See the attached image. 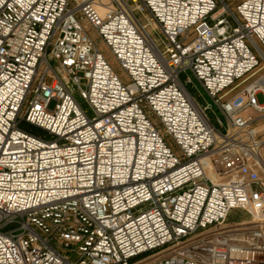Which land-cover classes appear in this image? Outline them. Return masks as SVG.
I'll return each instance as SVG.
<instances>
[{"label": "built area", "instance_id": "1", "mask_svg": "<svg viewBox=\"0 0 264 264\" xmlns=\"http://www.w3.org/2000/svg\"><path fill=\"white\" fill-rule=\"evenodd\" d=\"M263 71L264 0H0V264H264Z\"/></svg>", "mask_w": 264, "mask_h": 264}, {"label": "rangeland", "instance_id": "2", "mask_svg": "<svg viewBox=\"0 0 264 264\" xmlns=\"http://www.w3.org/2000/svg\"><path fill=\"white\" fill-rule=\"evenodd\" d=\"M241 0H228L229 3H231V5L234 7L237 2H239ZM138 17L142 20V22H145V19L140 15L138 14ZM89 35L90 37L93 39V41L95 42V44L97 45V47L100 49V51L104 54V56L106 57L108 63H110V65L113 67L114 71L116 72V74L122 78V79H125V74L124 72L122 71L121 67L119 66V64L116 62V60L114 59V57L112 56V54L108 51V49L104 46V44L99 40V37L97 35V33L93 30V29H89ZM152 36L154 37V33H152ZM264 73V71H263ZM181 80L184 82L185 80V76H181ZM252 80H250L248 83L246 84H243L241 86H239L235 91H233L227 98H231L232 96H235L237 94H240L241 91L248 85L250 84V82H252ZM47 82L49 83L50 82V79L47 80ZM187 89L188 91L190 92V94L194 97V98H197L198 101L200 103H205L206 105L208 104H211L212 103V100L209 99L208 97H206L203 92L201 91V89L197 86V84H194V85H191V86H187ZM202 93V95H201ZM258 101H259V104H262L264 103V98L260 95L258 97ZM78 102L81 104V107L87 111L88 115L89 116H92V112L91 110L89 109V106L84 102L82 101L80 98H78ZM54 107V105L52 104L51 106V109ZM247 111H251V110H247ZM208 116H209V119L211 120V122L216 125V121H215V109H214V112L212 111H209L208 112ZM249 117L252 118V120H254V123L252 125V129L255 130V132L257 133V137L260 141H262L264 143V130H261V126L264 124V119H262V117H260L259 114L255 113L253 115H248ZM23 130H26L28 131L29 129L27 128V126L25 124H21L20 126ZM31 132V131H30ZM34 134L36 135H40V136H44L43 133L41 132H38V131H34L33 132ZM262 156L264 157V147L262 149ZM247 217L245 214H243L242 212L240 211H233L230 215V217L228 218V220L226 221V223L224 224L225 226H229V227H232L234 225H236L237 223L241 222V221H244L246 220ZM17 228V225L16 224H11V225H8L4 231H13ZM149 254L145 255V256H142L136 260H133L132 262H135L137 260H140L146 256H148ZM72 260L73 261H76L77 260V257L75 255L72 256Z\"/></svg>", "mask_w": 264, "mask_h": 264}, {"label": "bare ground", "instance_id": "3", "mask_svg": "<svg viewBox=\"0 0 264 264\" xmlns=\"http://www.w3.org/2000/svg\"><path fill=\"white\" fill-rule=\"evenodd\" d=\"M105 3L107 2V0H103ZM254 112L253 111H247L244 115L245 116H248V115H253ZM249 117V116H248ZM264 158V157H263ZM254 219L255 218H259L260 217V213H254L253 216H252Z\"/></svg>", "mask_w": 264, "mask_h": 264}, {"label": "crops", "instance_id": "4", "mask_svg": "<svg viewBox=\"0 0 264 264\" xmlns=\"http://www.w3.org/2000/svg\"><path fill=\"white\" fill-rule=\"evenodd\" d=\"M262 119H264V117H263ZM27 128L29 129V131H32V132H34V131H39V130H37V129H35V128H32V127H30V126H27ZM260 129H261V130H264V124L261 126Z\"/></svg>", "mask_w": 264, "mask_h": 264}]
</instances>
